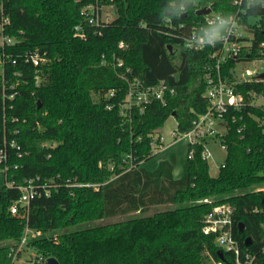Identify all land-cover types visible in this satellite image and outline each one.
<instances>
[{"label": "trees", "instance_id": "1", "mask_svg": "<svg viewBox=\"0 0 264 264\" xmlns=\"http://www.w3.org/2000/svg\"><path fill=\"white\" fill-rule=\"evenodd\" d=\"M231 1L100 0L115 7L114 19L100 27L88 26L81 13L94 0L3 1V15L10 21L4 34L14 40L6 54L15 62L0 79L6 180L20 186L39 177L54 181L56 188L49 197L30 202L25 220L9 214L20 195L17 188L0 186V264H13L10 250L26 227L42 236L25 248L35 258L58 264H235L213 234L202 232L204 216L223 204L233 209L232 235L240 251L264 264V106L257 104L264 97V80L235 86L243 105L224 115L226 156L217 177L209 175L198 146L178 176L167 160L154 169L145 166L157 154L151 142L170 116L177 132L184 133L207 108L199 77L211 50L181 51L178 36L189 34L201 20L199 9L209 6L224 18L236 15ZM244 8L243 24L252 36L248 61H264V3ZM249 18L259 22L250 25ZM77 25L84 36L75 35ZM35 51L48 60L38 69L24 62ZM234 67L233 60L222 66L231 82ZM122 77H136L147 86L165 80L175 95L166 105L152 102L122 123L116 106L106 109L125 95ZM16 82L18 95L9 101L8 86ZM111 90L116 91L112 98ZM87 183L98 184V190L70 187ZM161 205L175 208L144 216ZM135 213L141 216L92 226Z\"/></svg>", "mask_w": 264, "mask_h": 264}, {"label": "built area", "instance_id": "2", "mask_svg": "<svg viewBox=\"0 0 264 264\" xmlns=\"http://www.w3.org/2000/svg\"><path fill=\"white\" fill-rule=\"evenodd\" d=\"M3 1L0 0V79L4 80L5 67L15 62L11 60L6 54V48L14 45V40L4 34L5 27L10 24L7 17L3 15ZM264 0H232L231 5L237 10L236 15L224 18L216 14L211 8L207 15L201 16V20L191 27L189 34L185 36H178L181 40L179 49L185 52L203 53L207 49L211 52L208 56V62L203 66L202 73L199 77V83L204 85V90L201 97L207 103L205 113L198 115L192 121V127L189 131L184 133L174 132L172 136L178 138L180 141H185L188 145L187 158H192L194 155V147H201V157L207 161L211 157L212 151L210 144L217 145L226 155V146L222 139L227 132V122L224 115L229 109H240L243 105V98L240 93L235 91V86L243 82L257 81L258 76L262 73H251L245 69V72L237 74L236 66L239 64H248L256 60L248 61L251 53V39L250 32H246L242 17L245 16V8L252 6L255 3ZM102 4L100 0H94V5L82 9L81 13L85 16V21L88 26H104L110 23L113 18L110 15H104L102 11ZM244 32H243V30ZM75 35L84 36L81 25L74 27ZM264 46V44H261ZM119 47H126L123 43H119ZM244 54L246 56L244 57ZM229 60L235 62V67L232 69L235 82L229 81L226 76L222 74V66ZM261 61V60H258ZM24 62L31 64L38 69L48 63L47 58L39 55L36 51L24 56ZM106 59L102 56L101 64H105ZM121 63H119L120 65ZM131 74V70H127ZM127 81V90L125 95L115 105L106 104V109L111 110L117 107L122 123H129L133 114H142L145 107L152 102H158L166 105L167 101L175 95L174 88H171L165 80L159 81L157 84L147 86L145 83L134 77ZM35 84L38 85V76L35 77ZM18 83L10 84L8 86V94L6 99L13 101L18 95ZM6 91V89H5ZM4 86H3V93ZM109 97H114L115 90H111ZM253 95V94H252ZM5 98V96H3ZM264 97H259V100ZM5 102V101H4ZM158 136V135H157ZM155 137L151 146L154 149H160L161 137ZM10 146L13 148L16 144L12 141ZM162 149V148H161ZM155 150V149H154ZM158 151L155 150V153ZM130 159V157H128ZM7 155L5 149H0V164L5 165L3 170V183L8 188L16 187L19 191V198L9 208V214L20 219H27L28 207L32 200L39 197H49L52 189L56 188L54 181H42L39 177L27 179L20 186H15L13 182L6 180V166ZM223 167V162L220 164ZM132 165H129L127 170H130ZM74 188H90L98 190V184H74L70 185ZM232 215L233 209L227 205H220L214 207L203 218L202 232L204 234H213L215 236V243L221 251L229 252L234 255L235 264H256V255L242 253L239 249L238 242L232 235ZM42 233L39 231L25 228L23 236L20 241L13 245L10 250L9 257L12 262L15 261L17 253L21 252L31 240L39 239ZM261 252L264 253V247ZM46 259L40 257L35 258L33 264H45ZM222 264V262L213 263Z\"/></svg>", "mask_w": 264, "mask_h": 264}, {"label": "rangeland", "instance_id": "3", "mask_svg": "<svg viewBox=\"0 0 264 264\" xmlns=\"http://www.w3.org/2000/svg\"><path fill=\"white\" fill-rule=\"evenodd\" d=\"M103 1V0H101ZM102 11L104 15L108 14L111 16V18L114 19L115 17V7L113 5H103ZM248 22L250 25H254L256 22H259L258 19L249 18ZM264 22V21H262ZM245 36H247L246 32L250 31V28L246 25L244 28ZM245 69L249 70L251 73H262L264 72V61H254L252 63L248 64H239L236 66V72L237 74L245 72ZM257 104L264 106V99L257 101ZM174 132H177V124L175 119L170 116L164 124L161 126V128L158 130V136L161 137V147L160 149L156 148L157 146H154V149L157 150V154L147 163H145V166L149 169H154L157 164L161 161L167 160L169 161L174 168L175 176H178L181 174L183 166L186 163L187 160V151H188V145L185 141H180L178 138H174L172 134ZM157 136V137H158ZM209 147L211 148L212 155L207 160L208 164V172L211 177H217L219 173V167L220 164L225 159V153L221 151L217 145L210 144ZM162 148V149H161ZM4 185L3 178L0 176V186ZM264 187V185H262ZM174 207V206H173ZM172 206L166 205V206H156L152 207L144 216L146 215H152L156 212L164 211L169 208H173ZM175 208V207H174ZM141 216L138 213L130 214L127 216H120L115 217L112 219H105L102 221L95 222L92 226H99L119 221H124L128 219H132L135 217ZM56 236V235H54ZM3 245V244H0ZM35 260V253L34 251L28 250V248H24L23 251L20 253L19 258H17L13 264H33V261Z\"/></svg>", "mask_w": 264, "mask_h": 264}, {"label": "water", "instance_id": "4", "mask_svg": "<svg viewBox=\"0 0 264 264\" xmlns=\"http://www.w3.org/2000/svg\"><path fill=\"white\" fill-rule=\"evenodd\" d=\"M209 12H210L209 8H202V9H199V10L196 11V15L204 16V15H207ZM167 49H168L169 52H171V50H172L171 46H168ZM257 79L258 80H264V73L260 74ZM37 107H40V102L39 101L37 102ZM173 116L174 115H172V117ZM239 227L243 228V226L241 224L239 225ZM250 244H251L250 238H246L244 246L248 247ZM218 253H219L220 260H222L223 259L222 258V254L220 252H218ZM45 264H58V263H57V261L55 259L48 258V259H46Z\"/></svg>", "mask_w": 264, "mask_h": 264}]
</instances>
